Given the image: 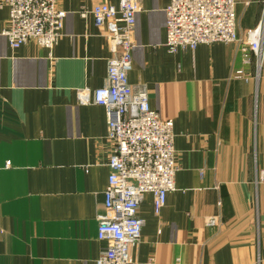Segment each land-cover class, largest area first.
<instances>
[{"label":"crops","instance_id":"0c3cea01","mask_svg":"<svg viewBox=\"0 0 264 264\" xmlns=\"http://www.w3.org/2000/svg\"><path fill=\"white\" fill-rule=\"evenodd\" d=\"M118 1L58 0L51 50L11 48L0 5V264H96L106 248L97 227L112 144L104 108L79 96L105 84L110 55L89 10ZM138 2L128 81L173 121L177 171L158 214L143 195L130 264H264V58L257 73L238 42L169 53V0ZM262 7L237 0L240 36Z\"/></svg>","mask_w":264,"mask_h":264},{"label":"built area","instance_id":"2783aa9c","mask_svg":"<svg viewBox=\"0 0 264 264\" xmlns=\"http://www.w3.org/2000/svg\"><path fill=\"white\" fill-rule=\"evenodd\" d=\"M57 2L1 0L0 5L8 9L7 25L1 32L8 45L15 49L29 40L47 50L57 45L65 16ZM236 4L237 0H169L164 8V47L175 53L194 50L200 44L238 42L245 61L254 56L258 73L264 58V0L259 21L243 36L236 29ZM139 10L138 0H119L117 5L97 3L89 10L94 24L105 27L110 53L105 84L79 96L81 103L104 108L106 136L112 144L105 210L98 216L97 227L98 239L106 242V248L96 264H130L143 223L138 215L143 195H152L153 211L158 214L167 193L175 189L173 121L163 119L151 107L144 87H134L128 81L131 33ZM215 223V219L208 222L210 226Z\"/></svg>","mask_w":264,"mask_h":264}]
</instances>
